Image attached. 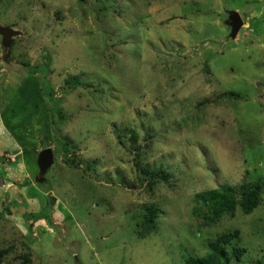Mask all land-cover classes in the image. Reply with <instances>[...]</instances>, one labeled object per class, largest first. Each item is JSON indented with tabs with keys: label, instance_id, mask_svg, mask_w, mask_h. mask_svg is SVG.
I'll list each match as a JSON object with an SVG mask.
<instances>
[{
	"label": "rangeland",
	"instance_id": "374dc122",
	"mask_svg": "<svg viewBox=\"0 0 264 264\" xmlns=\"http://www.w3.org/2000/svg\"><path fill=\"white\" fill-rule=\"evenodd\" d=\"M0 25V264H264V0H0Z\"/></svg>",
	"mask_w": 264,
	"mask_h": 264
},
{
	"label": "trees",
	"instance_id": "16d2710c",
	"mask_svg": "<svg viewBox=\"0 0 264 264\" xmlns=\"http://www.w3.org/2000/svg\"><path fill=\"white\" fill-rule=\"evenodd\" d=\"M38 94H40L38 95L40 101L36 102V104L33 106L34 111L35 110L38 111L39 107L41 106L40 104L43 103V99H42L40 91L38 92ZM71 160L74 161V157L71 158ZM75 163L76 165H78L77 161H75ZM255 186L256 184L255 185L249 184V185H245L242 189V194L245 195V199L243 201L244 204L242 205L243 211L245 213H249L254 208V206H256L257 201L255 198H256L257 189ZM208 196H209V199L213 201L214 204H217L219 208H222L225 206L228 209H230L233 207V195L231 193L229 186H220L218 188H215L209 192ZM149 211H150V214H152V217H150L148 221L152 222L153 216L156 214V209L151 208L149 209ZM223 238L226 239V237H223ZM221 244L222 243L218 241V243L212 247L213 252L204 257H194L191 255H188L185 258L184 264H216L217 262L220 264L222 263L228 264L229 262L226 257L227 252L225 249L222 248Z\"/></svg>",
	"mask_w": 264,
	"mask_h": 264
},
{
	"label": "water",
	"instance_id": "95a60500",
	"mask_svg": "<svg viewBox=\"0 0 264 264\" xmlns=\"http://www.w3.org/2000/svg\"><path fill=\"white\" fill-rule=\"evenodd\" d=\"M229 21L227 25L230 27V36L234 37L239 27L242 25V19L236 11H230L228 16ZM19 31L14 30L8 26L0 25V36L3 46H9L10 40L13 36L17 35ZM54 157L50 148L40 150L36 156V164L40 174H44L47 169L53 164Z\"/></svg>",
	"mask_w": 264,
	"mask_h": 264
}]
</instances>
